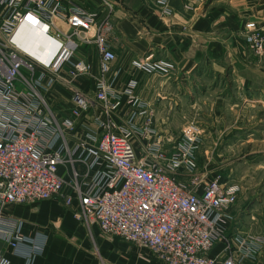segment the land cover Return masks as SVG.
I'll return each mask as SVG.
<instances>
[{
    "label": "built area",
    "instance_id": "2783aa9c",
    "mask_svg": "<svg viewBox=\"0 0 264 264\" xmlns=\"http://www.w3.org/2000/svg\"><path fill=\"white\" fill-rule=\"evenodd\" d=\"M65 1L0 0V204L60 197L66 206H74L75 219L96 226L104 236L150 250L165 264H241L233 254L209 255L220 241L224 251L232 248L224 218L240 187L220 178L204 180L197 173L200 142L194 134L178 140L155 138L150 118L143 124L134 121L148 110L130 87L117 91L108 83L116 58L110 25L98 12ZM169 1L156 0L163 15L172 14ZM57 16L65 18L69 32L52 31ZM22 26L54 41L47 62L21 51L15 34ZM243 36L254 53L263 54L264 25L247 20ZM74 38L93 44L99 54L93 97L75 86L91 76V65L71 61ZM150 57L137 61L136 68L159 74L173 69L171 63ZM18 80L22 90L16 87ZM57 84L71 89L67 110L61 107L67 116L61 120L46 97ZM123 96L137 110L120 123ZM93 107L99 112L92 113L91 126L83 119ZM134 136L148 138L140 153ZM0 230L13 249L26 241L13 227L0 225ZM235 240L242 248L244 238ZM246 243L248 254L259 253L264 244L258 237H248ZM0 264H9L1 251Z\"/></svg>",
    "mask_w": 264,
    "mask_h": 264
},
{
    "label": "crops",
    "instance_id": "0c3cea01",
    "mask_svg": "<svg viewBox=\"0 0 264 264\" xmlns=\"http://www.w3.org/2000/svg\"><path fill=\"white\" fill-rule=\"evenodd\" d=\"M68 2L76 3L86 12L96 11L107 20L111 49L116 54L108 83L117 91L131 88L132 95L148 110L145 117L136 116L134 121L143 124L150 118L155 138L165 139L173 131L158 114L182 112L184 104L181 99L194 100L201 81L200 69L206 60L211 61L216 71L222 72L231 67V71L236 73L240 69L241 74L238 72L235 75L242 89L248 88L250 82L249 74H244L243 70L260 75L259 67H264V60L257 63L250 59L243 38V27L247 20L264 25V0H170V15L162 14L156 0L65 1ZM52 21V31L66 33L71 30L62 16L54 17ZM24 27L30 30L19 31ZM20 29L15 34V42L21 51L26 52L21 47L24 45L30 50L25 53L28 57L47 62L49 58H45V53L36 47L43 43L46 45L43 49L47 51L46 48L51 45L52 53L56 45L54 41L30 27L22 26ZM82 36L84 33L80 31ZM29 40H32L30 44ZM70 46L73 51L71 61L84 60L91 65V76L76 81L75 86L93 97L94 78L99 72V54L93 44H86L78 38L72 39ZM149 55L151 61L169 62L173 69L166 75L137 69L136 62ZM229 77L232 76H218V81L230 82ZM16 87L18 90L24 88L20 80L16 82ZM70 94L71 89L63 88L60 84L46 93L51 110L60 120L67 116L61 107L66 109ZM126 99L127 96H123L118 110L120 123L137 110ZM94 112H99V108L93 107L83 119L91 126ZM132 141L140 153L148 138L134 136ZM73 211L74 206H66L60 197L32 204H0V225L15 228L26 239L25 243L13 249L8 235L0 230V251L4 258L9 264H165L146 248L120 238L104 236L96 228L89 231L83 222L74 218ZM240 216L238 219L237 215L232 217L228 213L224 218L226 236L232 239V248L224 251V243L220 241L209 251V255L224 257L233 254L241 260V264H264V244L259 253L248 254L249 245L246 243L248 237H258L263 241L264 237L257 235L256 229H251L247 219L242 214ZM260 225L264 227L263 223ZM235 237L244 238L242 248Z\"/></svg>",
    "mask_w": 264,
    "mask_h": 264
},
{
    "label": "rangeland",
    "instance_id": "374dc122",
    "mask_svg": "<svg viewBox=\"0 0 264 264\" xmlns=\"http://www.w3.org/2000/svg\"><path fill=\"white\" fill-rule=\"evenodd\" d=\"M245 44L250 59L257 63L264 60V52L258 55L246 41ZM46 49L41 48L40 52L50 58L53 46ZM204 63L194 100L181 99L184 104L182 112L158 115L173 129L167 138L178 140L185 134L198 137L197 173L204 180L220 178L227 185L237 184L240 187L238 199L228 213L232 217L237 215L238 219L242 214L247 225L251 224V229H256L257 235L264 237V227L260 225L264 224V67H259L260 75L243 70L244 74H249L250 82L248 88L242 89L235 75L241 74L240 69L234 73L230 67L220 72L212 68L210 60ZM221 75L232 76L230 82L219 83L218 76ZM78 221L83 222L89 231L98 229L88 226L84 220Z\"/></svg>",
    "mask_w": 264,
    "mask_h": 264
},
{
    "label": "bare ground",
    "instance_id": "6f19581e",
    "mask_svg": "<svg viewBox=\"0 0 264 264\" xmlns=\"http://www.w3.org/2000/svg\"><path fill=\"white\" fill-rule=\"evenodd\" d=\"M25 30L27 31V30H30V29L24 27V28H21L19 31L24 32ZM17 34H18V33H17ZM19 36H20V35H19ZM21 37H24V36H21ZM16 39H18V36H17V35H16ZM23 40H24V38H23ZM31 41H32V40H29V41H28V44H30ZM21 47L24 48V50H25L26 52L30 51V50L26 49V46H24V45H21ZM36 48H40V49L42 48V49H43V48H45V45H43V43H41V44H39Z\"/></svg>",
    "mask_w": 264,
    "mask_h": 264
}]
</instances>
